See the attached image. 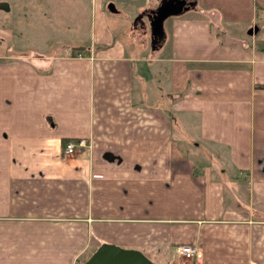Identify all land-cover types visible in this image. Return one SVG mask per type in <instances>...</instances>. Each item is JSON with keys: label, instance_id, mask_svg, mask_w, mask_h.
Segmentation results:
<instances>
[{"label": "crops", "instance_id": "crops-1", "mask_svg": "<svg viewBox=\"0 0 264 264\" xmlns=\"http://www.w3.org/2000/svg\"><path fill=\"white\" fill-rule=\"evenodd\" d=\"M194 1L151 53L146 18L142 51H99L98 12L72 49L0 32V264H84L103 244L264 264V0Z\"/></svg>", "mask_w": 264, "mask_h": 264}, {"label": "rangeland", "instance_id": "rangeland-1", "mask_svg": "<svg viewBox=\"0 0 264 264\" xmlns=\"http://www.w3.org/2000/svg\"><path fill=\"white\" fill-rule=\"evenodd\" d=\"M111 4L120 8V13L110 12ZM158 4L159 0H0V32L7 24L13 28L14 23L17 33L12 46L23 50L31 46L49 50L54 46L59 50L72 49L94 41L95 12H98L97 42L105 41V45L98 46L99 51L114 48L118 42L142 51V35L135 34L136 38H131L134 21L142 13L141 7L155 8ZM148 29L145 48L151 53V30ZM100 34L104 37L100 38ZM183 134L178 136L180 140H183Z\"/></svg>", "mask_w": 264, "mask_h": 264}, {"label": "water", "instance_id": "water-1", "mask_svg": "<svg viewBox=\"0 0 264 264\" xmlns=\"http://www.w3.org/2000/svg\"><path fill=\"white\" fill-rule=\"evenodd\" d=\"M197 2L188 3L187 0H161L160 4L148 12H143L135 19L144 24L146 17L151 30L152 50H158L165 41V21L171 17L180 16L196 6ZM111 12H118L116 6H109ZM258 30V28H257ZM84 264H156L142 251L128 249L113 244L101 245Z\"/></svg>", "mask_w": 264, "mask_h": 264}, {"label": "built area", "instance_id": "built-area-1", "mask_svg": "<svg viewBox=\"0 0 264 264\" xmlns=\"http://www.w3.org/2000/svg\"><path fill=\"white\" fill-rule=\"evenodd\" d=\"M83 55L82 53L78 54V57L81 58ZM87 148L91 149L92 145L91 142L86 139H79L76 141H69L65 146V155L72 156L75 154L79 149ZM177 253L179 257L186 261H199L202 259V253L200 252L199 248L196 245L184 244L177 248Z\"/></svg>", "mask_w": 264, "mask_h": 264}, {"label": "flooded vegetation", "instance_id": "flooded-vegetation-1", "mask_svg": "<svg viewBox=\"0 0 264 264\" xmlns=\"http://www.w3.org/2000/svg\"><path fill=\"white\" fill-rule=\"evenodd\" d=\"M187 1H188V3H190V2H192V1H194V0H187ZM148 11H149V10H148ZM148 11H147V12H148ZM145 18H146V17H145ZM145 18H144V19H145ZM146 19H147V18H146ZM140 25H143V26H144V24H143L142 22L139 21L138 24H137V26H140Z\"/></svg>", "mask_w": 264, "mask_h": 264}, {"label": "trees", "instance_id": "trees-1", "mask_svg": "<svg viewBox=\"0 0 264 264\" xmlns=\"http://www.w3.org/2000/svg\"><path fill=\"white\" fill-rule=\"evenodd\" d=\"M77 49H81V48H77ZM262 87L264 88V85H262ZM68 142H69V141L67 140L66 143H65V145H66ZM84 262H86V260H84ZM84 262H83V263H84Z\"/></svg>", "mask_w": 264, "mask_h": 264}]
</instances>
